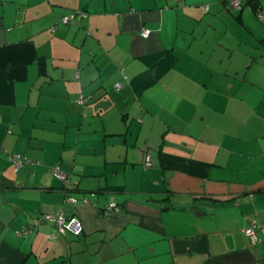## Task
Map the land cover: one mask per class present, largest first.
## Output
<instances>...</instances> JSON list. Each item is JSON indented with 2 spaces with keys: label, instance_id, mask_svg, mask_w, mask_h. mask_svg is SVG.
Masks as SVG:
<instances>
[{
  "label": "crops",
  "instance_id": "obj_1",
  "mask_svg": "<svg viewBox=\"0 0 264 264\" xmlns=\"http://www.w3.org/2000/svg\"><path fill=\"white\" fill-rule=\"evenodd\" d=\"M227 2L0 0V264H264V21Z\"/></svg>",
  "mask_w": 264,
  "mask_h": 264
},
{
  "label": "built area",
  "instance_id": "obj_2",
  "mask_svg": "<svg viewBox=\"0 0 264 264\" xmlns=\"http://www.w3.org/2000/svg\"><path fill=\"white\" fill-rule=\"evenodd\" d=\"M241 7H242V0H228V8L234 9V10H240ZM207 9H208V5H205V10H207ZM84 15H85V12H83V11L72 12L69 15L64 16L62 18V22L64 24H67L70 22L71 19L79 18V17L84 16ZM258 18L261 20H264V11L259 10ZM141 33L143 36H148L149 30L144 28V29H142ZM115 86H116V88L119 89L121 87V84L116 83ZM79 101L80 102L83 101L82 97H79ZM10 159L12 160V162H14L16 169H18L21 166L22 157L20 154L14 153L10 156ZM145 165L146 166L151 165V159H150L149 155L146 156ZM52 172H53L54 176L57 177L58 179L62 180L66 186L68 185V182L66 180V175L60 170V168L58 166L53 167ZM66 200L72 204H77V199L73 196H68ZM106 209H107V213H110V211H112V210H119V206H117L116 201H110L107 204ZM41 219L53 221L60 233H64L65 231H70L74 234H79L83 229L82 223H81L79 218L70 217V218L66 219L62 216V214L58 213L57 215L43 214L41 216V218L36 219L31 225H28L27 226L28 228H26L23 231V233L28 234V233L32 232L33 229L37 227L38 222ZM243 231H244V234L246 236H248L251 243H254L258 240V233L259 232L264 233V227H258L255 224V222L252 221L250 223V225L248 227H246Z\"/></svg>",
  "mask_w": 264,
  "mask_h": 264
},
{
  "label": "trees",
  "instance_id": "obj_3",
  "mask_svg": "<svg viewBox=\"0 0 264 264\" xmlns=\"http://www.w3.org/2000/svg\"><path fill=\"white\" fill-rule=\"evenodd\" d=\"M244 8H247V9H249L250 11H252L255 15H256V17H258V12H259V10H261L262 11V9L260 8V6H259V3H258V0H242V7H241V9L240 10H234V9H230V8H228V2H227V9H229V10H231V11H235V12H239V11H241V10H243ZM261 20V19H260ZM261 21H264V20H261ZM63 23V22H62ZM64 24V23H63ZM68 24V23H67ZM40 63H43V62H41L40 61ZM121 88V87H120ZM119 88V89H120ZM116 89H118V88H116ZM79 97H82V99H83V101L82 102H80L79 101ZM88 99H89V96H86V95H83V94H79L78 96H77V98H76V102L79 104V105H81L82 107H86V105H87V101H88ZM12 154H14V153H12ZM12 154H10L9 155V159H10V156L12 155ZM19 154V153H18ZM21 155V154H20ZM21 157H22V164H21V166L18 168V169H16L15 168V164H14V162H12L13 163V165H14V168H15V170H19L21 167H22V165L25 163V162H27L28 160H27V158L26 157H23L22 155H21ZM11 160V159H10ZM12 161V160H11ZM59 168H60V166L59 165H57ZM53 167H55V166H53ZM53 167H52V169H53ZM60 170H61V168H60ZM62 171V170H61ZM63 172V171H62ZM53 173V172H52ZM64 173V172H63ZM65 174V173H64ZM66 175V174H65ZM66 180H67V175H66ZM67 182H68V180H67ZM64 183V182H63ZM65 185V184H64ZM64 188H66V190H67V192H68V194H67V197L68 196H73L72 194H71V191H72V189L70 188V185H69V182H68V185L66 186H64ZM108 188H110L113 192H115V193H120V192H124V190H123V187L122 186H110V187H108ZM74 197V196H73ZM77 199V198H76ZM112 201H114V200H112ZM77 202H78V199H77ZM87 201H86V199H83V203H86ZM110 202V201H109ZM108 202V203H109ZM107 203V204H108ZM117 203V206H119V210L121 209V206H122V204L121 203H118V202H116ZM107 204H106V206L104 207V209H103V212H105V213H107V209H106V207H107ZM43 215V214H42ZM42 215H38L37 217H36V219H39V218H41V216ZM41 220H43V219H41ZM40 220V221H41ZM28 226V225H27ZM57 228V227H56ZM81 233V232H80ZM79 233V234H80ZM74 234V233H73ZM79 234H74V235H79Z\"/></svg>",
  "mask_w": 264,
  "mask_h": 264
},
{
  "label": "rangeland",
  "instance_id": "obj_4",
  "mask_svg": "<svg viewBox=\"0 0 264 264\" xmlns=\"http://www.w3.org/2000/svg\"><path fill=\"white\" fill-rule=\"evenodd\" d=\"M244 10H247V8H244ZM233 12L236 13V14L238 13V12H235V11H233Z\"/></svg>",
  "mask_w": 264,
  "mask_h": 264
}]
</instances>
